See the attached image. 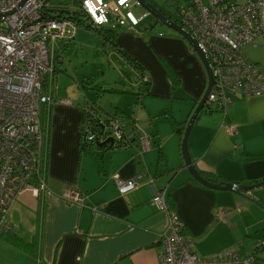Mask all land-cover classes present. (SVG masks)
Instances as JSON below:
<instances>
[{
    "label": "crops",
    "instance_id": "0c3cea01",
    "mask_svg": "<svg viewBox=\"0 0 264 264\" xmlns=\"http://www.w3.org/2000/svg\"><path fill=\"white\" fill-rule=\"evenodd\" d=\"M136 2L79 0V5L92 18L87 23L115 31L113 41L142 65L146 83H141L139 71L111 44L110 55L115 58L106 69L114 74L109 87L87 92L86 99L76 104L70 97H60L56 87L50 88L46 82L40 123L47 186L25 187L10 210L15 225L12 232L35 246V257L30 258L36 264H160L157 248L168 214L150 203L154 189H167V202L184 222L186 233L195 239L193 249L202 257L238 246L243 254L251 253L259 239L258 234L251 237L250 229L264 223V186L246 194L215 190L198 183L185 168L182 137L205 90L207 73L179 34H157L154 27L145 33L136 29ZM50 4L52 14L79 11L76 4L71 8ZM68 41L56 42L54 63H63L61 55ZM55 67L52 84L60 71ZM126 70L132 75H126ZM62 99H71L73 104L64 105ZM231 101L225 120L205 108L199 113L188 140L189 154L195 168L212 183L254 185L264 181V94L238 92ZM86 102L96 103L102 118L117 113L135 118L140 130L151 138L150 149L140 153L137 146L109 148L98 142L83 148ZM225 122L238 127L235 136L226 133ZM138 174H146L154 187L144 183L121 195L115 179ZM71 187L80 190L85 205L62 198L63 191ZM91 206L101 210L95 212ZM220 212L225 222L219 218ZM0 243L5 244L0 245L5 249L0 252V264H29V259L13 251L16 249L1 237Z\"/></svg>",
    "mask_w": 264,
    "mask_h": 264
},
{
    "label": "built area",
    "instance_id": "2783aa9c",
    "mask_svg": "<svg viewBox=\"0 0 264 264\" xmlns=\"http://www.w3.org/2000/svg\"><path fill=\"white\" fill-rule=\"evenodd\" d=\"M183 5L169 12L180 26L195 39L205 54L214 85L204 108L218 112L225 120L232 95L264 94V69L243 52L248 45L264 42V0H182ZM48 0H0V237L13 233L15 225L10 210L20 192L28 186L46 188L43 174L44 137L40 123L43 83L53 73V45L59 40H73L77 24L66 15L49 13ZM147 82L143 76L141 83ZM72 105L71 99H62ZM81 132L83 143L105 144L111 148L137 146L140 153L151 147L137 120L121 113L104 118L94 103L86 102ZM229 136L238 127L224 123ZM138 174L131 179H115L118 192L126 195L152 179ZM67 202L85 205L77 187L65 189ZM168 214L167 227L159 237L160 264H264V241L258 239L251 253L243 254L240 246L208 257L198 255L195 239L185 231V224L167 202V189H154L150 202ZM98 212L101 207H90ZM219 218L225 222L224 213Z\"/></svg>",
    "mask_w": 264,
    "mask_h": 264
},
{
    "label": "rangeland",
    "instance_id": "374dc122",
    "mask_svg": "<svg viewBox=\"0 0 264 264\" xmlns=\"http://www.w3.org/2000/svg\"><path fill=\"white\" fill-rule=\"evenodd\" d=\"M152 1L168 11L172 10L173 7L182 6L184 4L182 0ZM50 2L56 4L54 6L58 8H60L59 6H63V8H71L75 4L74 0H51ZM136 5L137 9L139 10L134 11L137 16L139 15V20L134 25L136 29H139L142 33H145L146 28L148 27V24H146L147 19L145 16H150L151 18L152 14L140 3L136 2ZM131 11L133 12V9L129 10V12ZM154 28L155 33L157 34H160L161 32H168L173 33L174 35H178L172 29L162 24H156ZM76 33L79 34L78 37H76L77 34H75L74 39L67 42L68 46L64 49L63 55H61L63 63H55V66H57L58 70L60 71L58 72V76H56L54 80V84H52L53 76L51 74L47 77V80L48 86L50 88L55 89L56 87L57 93H59L60 97H70L77 104L78 101L83 99L84 97L86 99L87 92H89L90 94L93 91L100 92L102 86L109 87V82L113 80L114 74L109 75L106 72V69L109 67L115 56L112 57L110 55L112 48L108 46L109 44L106 43L95 30L88 29L83 25H77ZM258 45L261 46H245L243 48V52L251 61L260 64V67L264 69V42L258 43ZM56 46L57 44L55 43L52 47L53 51L57 50ZM53 58L55 59L54 54ZM111 68L113 69V67ZM126 71V75H132L128 70ZM100 81H103V83L101 84ZM41 102H43L42 99ZM248 222L249 221H246V223ZM257 225L258 226L256 227V229H250L251 237L254 238V236L258 234V238L264 241V223ZM255 230H257L258 233H256ZM0 245L5 244L0 243ZM2 251H5V249L1 248L0 252ZM13 251L18 253L19 255H22L26 259H29V264H36L32 258L24 255L17 249ZM14 262L19 261L14 260Z\"/></svg>",
    "mask_w": 264,
    "mask_h": 264
},
{
    "label": "water",
    "instance_id": "95a60500",
    "mask_svg": "<svg viewBox=\"0 0 264 264\" xmlns=\"http://www.w3.org/2000/svg\"><path fill=\"white\" fill-rule=\"evenodd\" d=\"M25 1L26 0H23V2H25ZM137 1L142 6H144L152 14V16L154 18L157 19L159 24H162V25L172 29L174 32H176L177 34L182 36L188 42V44L191 46L193 51L200 58L202 64L205 67L206 73H207L208 80H207L205 90L203 92V95H202L197 107L195 108L194 112L192 113L191 117L189 118V120L187 122L186 128L184 130V134L182 137L181 150H182V155H183L184 162H185V168L189 171L191 176L198 183H200L201 185H203L205 187L215 189V190L244 193V192L251 191L255 188L263 187L264 181H261L257 184H254V185H244V184H237V183H233V182L212 183L208 179L204 178L200 174V172L195 168L194 163L192 162V159H191L190 154H189L188 140H189V136L191 134L194 122H195L196 118L198 117L199 113L204 109L205 103H206V101L209 97V94L212 90V87L214 85V78L212 75V70L210 68L209 62H208L205 54L203 53V51L199 47L197 41L195 39H193L189 33H187L179 24H177L176 22L171 21L169 18H167V16H165L159 10V8L157 6H155L154 4L149 2L148 0H137ZM0 17H1V15H0ZM112 143H113L112 139H109L105 144H100V145L103 146V145L112 144ZM110 146L112 148V145H110Z\"/></svg>",
    "mask_w": 264,
    "mask_h": 264
},
{
    "label": "trees",
    "instance_id": "16d2710c",
    "mask_svg": "<svg viewBox=\"0 0 264 264\" xmlns=\"http://www.w3.org/2000/svg\"><path fill=\"white\" fill-rule=\"evenodd\" d=\"M49 2L51 0H48ZM149 2H151L152 4H154L155 6H157L159 8V10L165 15L167 16V18H169L171 21L176 22L177 24L180 25V20L173 16L168 10L164 9L161 6H158L156 3H154L152 0H148ZM75 4L78 5L79 11L78 12H68L65 11V13H67V18L72 19L77 25H83L88 29H93L95 30L102 38L103 40L111 45H114L116 48H118V52L121 55L122 58L125 59V61L128 62V64H130L135 70L139 71V75L140 78H143L144 73H143V67L140 63H138L131 55H129L125 50H122L121 47H119V45H117L113 39L115 36V31L113 29L110 28H105V27H101L100 25H96L94 26V23L91 22V24L87 23V21L91 20L92 18L89 16V14L86 12V10L79 5V0H74ZM87 23V24H86ZM146 24H148V27L146 28V30H149L150 28H153L156 24H158V21L156 18L151 17L150 20H148L146 22ZM55 77L56 75V67L54 66L53 69V73H52ZM46 81L43 83V92H45L46 88ZM96 105V103H94ZM98 107V105H96ZM89 114H85V118H87ZM178 131L183 134V129H178ZM82 134V138L84 139L83 133ZM85 144L82 143V147L84 148ZM116 148H121V147H116ZM257 183L261 182V181H255ZM256 183V184H257ZM246 194V192H245ZM1 239L3 241H5L8 245H10L11 247L17 249L18 251H20L21 253L34 258L35 257V246L27 241H25L24 239H22L21 237H19L18 235L14 234V233H7L4 234L3 236H1Z\"/></svg>",
    "mask_w": 264,
    "mask_h": 264
}]
</instances>
